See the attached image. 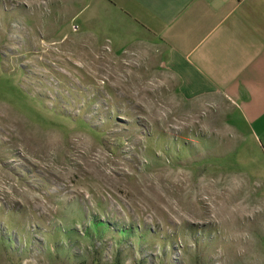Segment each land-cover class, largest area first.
I'll use <instances>...</instances> for the list:
<instances>
[{
    "label": "rangeland",
    "instance_id": "374dc122",
    "mask_svg": "<svg viewBox=\"0 0 264 264\" xmlns=\"http://www.w3.org/2000/svg\"><path fill=\"white\" fill-rule=\"evenodd\" d=\"M60 19L0 0V264H264L249 136Z\"/></svg>",
    "mask_w": 264,
    "mask_h": 264
},
{
    "label": "crops",
    "instance_id": "0c3cea01",
    "mask_svg": "<svg viewBox=\"0 0 264 264\" xmlns=\"http://www.w3.org/2000/svg\"><path fill=\"white\" fill-rule=\"evenodd\" d=\"M10 1L24 2L45 27L46 16L72 17L105 34L112 50L131 52L145 71L152 65L185 112L217 108L249 136L264 166V0Z\"/></svg>",
    "mask_w": 264,
    "mask_h": 264
}]
</instances>
